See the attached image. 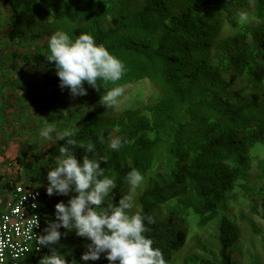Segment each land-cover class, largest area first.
Segmentation results:
<instances>
[{
	"label": "trees",
	"instance_id": "16d2710c",
	"mask_svg": "<svg viewBox=\"0 0 264 264\" xmlns=\"http://www.w3.org/2000/svg\"><path fill=\"white\" fill-rule=\"evenodd\" d=\"M229 1L0 0L13 13L7 27L16 53L17 44L28 37L34 51L42 54L27 52L26 60L38 62L43 57L47 61L41 74L52 87L53 98L44 102L46 109L50 106L53 118L46 119L44 127L49 119L53 124L60 116L54 128V133H59L53 142L55 147L75 139L73 151L82 163L85 149L79 145L92 142L95 155L107 161L101 162V167L105 176L114 179L116 188L99 206V212L112 203L118 206L132 169L145 179L161 158L167 161L164 179L144 190L136 200L139 214L155 221L149 224L144 220L145 236L162 251L167 264L183 252L189 237L187 227L178 224L176 216L192 214L199 217L202 227L219 219L220 259L208 261L188 254L183 264H242L234 251L240 232L227 212L229 203L238 199V189L250 192V150L264 145V0H253L257 24L244 25L241 34L222 40L225 26L237 22ZM57 31L65 32L73 41L80 34L92 35L98 45L103 44L124 64L125 74L115 84L105 86L98 81L99 91L85 82L87 95L74 98L68 87L61 89L55 62L47 59L49 39ZM214 50L218 52L217 62L210 71L223 74L240 93H246L248 88L259 90L261 99H240L238 94L228 93L226 88L216 90L199 78ZM241 79H247L248 85L242 86ZM140 82H149L159 99L144 111L108 115L100 103L102 95L113 87ZM80 105L89 111L77 122L75 113ZM62 135L63 140L59 139ZM114 137L123 142L118 151L109 147ZM40 158L34 155L26 163L19 156L16 162L28 172ZM40 168L46 179L39 187L41 216L50 223L56 219L55 205H67L72 197L47 195L48 170ZM168 204H173L174 209L167 220H162L157 212ZM248 223L253 235L262 234L252 220ZM59 231L64 239L69 230L61 227ZM46 251L47 248L39 258ZM91 264H109L106 253L99 260H91Z\"/></svg>",
	"mask_w": 264,
	"mask_h": 264
},
{
	"label": "clouds",
	"instance_id": "9594fccd",
	"mask_svg": "<svg viewBox=\"0 0 264 264\" xmlns=\"http://www.w3.org/2000/svg\"><path fill=\"white\" fill-rule=\"evenodd\" d=\"M247 18L246 13H240L241 21H247ZM48 44L50 55L47 59L55 62L60 87H68L74 98L87 95L85 82L99 91L101 86L98 81H103L105 86L109 82L115 84L126 72L124 64L103 44L98 45L90 34H80L73 41L65 32L57 31L50 37ZM124 93L122 86L113 87L102 95L100 103L107 108L114 107ZM51 131V126L46 125L41 135L47 138ZM59 139L63 140L65 136L62 135ZM100 141L103 143V135L100 136ZM122 145L121 138L110 139L111 149L118 151ZM76 146L75 139H68L67 144L59 148L56 166L47 173L46 192L49 196L68 195L73 191L77 195L69 199L67 205L64 202L55 205L56 219L44 229L45 234L36 236L38 245L49 247L57 244L62 235L59 229L63 227L75 229L78 236L87 237L91 241L81 257L84 261L99 260L101 254L106 253L109 264H167L162 251L154 248L153 240L145 236L147 229L144 220L147 219L152 224L154 219L139 213L129 214L132 208L131 196H122L118 206L112 203L107 210L97 211L116 188V184L114 179L104 175L101 162L107 161L95 155V145L92 142L79 145L85 149L82 163L73 151ZM126 179L133 187L144 181V177L136 169H132ZM35 206L34 204L33 207ZM38 226L39 217L35 216V224L29 223L26 232L29 239L32 238L33 228ZM3 246L0 241V250ZM39 264H67V261L53 249Z\"/></svg>",
	"mask_w": 264,
	"mask_h": 264
},
{
	"label": "rangeland",
	"instance_id": "374dc122",
	"mask_svg": "<svg viewBox=\"0 0 264 264\" xmlns=\"http://www.w3.org/2000/svg\"><path fill=\"white\" fill-rule=\"evenodd\" d=\"M229 3L232 11L237 17V22L225 26L221 35L222 40L241 34L242 26L244 25H253L259 22L255 16L253 0H230ZM11 12L8 10L7 17H10ZM240 13L247 14V21L240 20ZM8 23L5 27H0V29L6 28ZM33 45V41H30V38H27V40L25 39L22 43L20 42L19 45L17 44L18 52L34 51ZM12 49L15 48L12 47ZM217 55L218 52L214 50L211 57L205 61V68H203L199 74L200 79L205 80L206 83L213 86L216 90L226 88L228 93L238 94L240 99L253 97L262 98L261 92L253 88H248L246 93L238 92L235 87L225 80L223 74L210 71V69H214L216 66ZM38 62L40 66H45L47 61L43 57H40ZM1 77L7 79L9 76L2 75ZM40 82L45 87L43 98L49 100L52 99L53 95L51 92L52 87L49 86L50 83L46 80H41ZM248 83L249 81L247 79L240 80L242 86H246ZM123 88L125 89V93L118 98V104L116 106L107 108L106 105H103L108 115L117 116L127 110L144 111L147 106L155 103L159 99L158 93L149 82L128 84ZM69 104H71L72 107L74 106L71 101H69ZM49 107L46 109V119H48V117L53 118L52 111ZM52 109L55 108L52 107ZM87 111L89 110L86 106L80 105L79 112L77 111V113H75L74 111V120H77L78 122L79 117L83 113H87ZM52 122L53 121L49 119L46 125L51 126L52 124L50 123ZM6 125L12 130H17L18 126L21 124L6 123ZM52 144V142L48 143V140H46L45 148ZM39 153L40 150L36 149L33 154L37 156ZM250 154L253 158L252 166L249 171V179L247 180V186L250 192L247 190L245 191L244 189H238V199L229 203L227 214L232 218L240 232V241L235 246L234 251L238 255L242 264H264V145L259 144L254 146L250 150ZM43 156L46 157L41 164L49 172L56 166L57 156L56 154L54 155L52 151L48 152L47 149L43 153ZM52 156H54V159ZM4 157V165L0 166V184H4L5 188L12 189V186H15L16 184H29L34 188H39L46 182L44 176L39 181L41 168H34L36 171L39 170L38 175L34 172H26L21 169L19 165L17 170L14 171L12 165L9 166V163H18L15 159L10 160L9 156L5 155ZM167 164L165 158H161L159 163L147 174L146 178L139 186L133 187L129 183L121 192V198L122 196H131L132 198V208L129 210L130 215L139 213L140 211L136 201L137 197L148 187L155 183H160L164 179ZM69 194L71 197L77 195L74 191ZM173 209V204L165 205L158 210L157 215L160 219L167 220ZM97 211L99 212L98 209ZM249 220H252L262 231L261 235H253L248 223ZM176 222L187 227L189 237L185 249L181 254L175 257L171 264H183V259L188 254H194L199 258L208 261L220 259L221 248L218 242L219 219L205 227L200 226L199 217L193 214L189 217L177 215ZM66 238H64L66 240H62L63 238H61L57 244L49 247H53V249L57 250L62 256H64L67 264H91V260L84 261L81 258L83 253L87 251V245H89L91 241L87 237L78 236L75 229L69 230Z\"/></svg>",
	"mask_w": 264,
	"mask_h": 264
},
{
	"label": "crops",
	"instance_id": "0c3cea01",
	"mask_svg": "<svg viewBox=\"0 0 264 264\" xmlns=\"http://www.w3.org/2000/svg\"><path fill=\"white\" fill-rule=\"evenodd\" d=\"M8 10L11 12L7 5L0 3V27H5L13 19L12 12L10 17H7ZM13 43L8 37V27L1 28L0 77L2 75L9 77L7 79L1 77L0 79V166L4 165L5 155L9 156L10 160L15 159V161L17 157L21 156L26 163H29L34 158V150L39 149L40 153L37 156L41 158L35 167L39 169L43 167L41 163L46 157L43 156L46 149L48 152L52 151L56 156L59 155V148H56L53 142L59 136V133L58 135L54 133L55 123H59L61 118L60 116L56 117L57 121L52 124V131L47 138L41 135L46 122V106L43 98L44 86L40 82L45 80L41 74L44 66H40L39 62L27 61L26 59L29 57L27 51L16 53L15 49H12ZM30 52L29 55L35 56L40 53ZM28 79L29 81H27ZM6 123L21 125L18 126L17 130H12L7 127ZM46 140H48V143L52 142L53 144L45 148ZM52 158L54 159V156ZM11 165L14 171L17 170L18 164L15 162L9 163V166ZM28 172H34L38 175L39 170L31 169ZM11 194L12 189L5 188V185L1 183L0 216L6 212ZM46 248L47 251L44 256L50 254L53 250V247ZM42 258H39V256L27 257L23 260V264H38Z\"/></svg>",
	"mask_w": 264,
	"mask_h": 264
},
{
	"label": "built area",
	"instance_id": "2783aa9c",
	"mask_svg": "<svg viewBox=\"0 0 264 264\" xmlns=\"http://www.w3.org/2000/svg\"><path fill=\"white\" fill-rule=\"evenodd\" d=\"M36 205L33 207V205ZM42 191L39 188L16 184L13 186L7 210L0 216V264H23L27 257L40 256L46 247L37 243L36 236L45 234L49 222L43 220ZM39 217V226L33 228L31 239L26 235L29 223L35 224Z\"/></svg>",
	"mask_w": 264,
	"mask_h": 264
}]
</instances>
